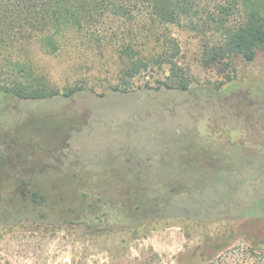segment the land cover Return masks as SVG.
<instances>
[{
    "label": "rangeland",
    "instance_id": "obj_1",
    "mask_svg": "<svg viewBox=\"0 0 264 264\" xmlns=\"http://www.w3.org/2000/svg\"><path fill=\"white\" fill-rule=\"evenodd\" d=\"M190 3L180 23L108 13L91 27L61 24L53 43L43 35L14 49L0 45V264H188L184 255L196 247L246 246L231 220L138 212L129 200L136 187L159 192L165 176L186 175L193 166H180L176 145L205 144L211 133L225 139L230 132L257 147L262 159L253 157L243 170L264 174V53L206 66V47L220 46L222 25L239 18L220 23L212 7L219 0ZM240 4L241 11H264V0ZM174 65L186 91L164 86L175 78ZM16 87L52 98L2 92ZM193 131L202 138L189 136ZM162 155L171 157L166 164L157 163ZM131 164L139 178L150 171L146 181L131 177L132 166L121 167ZM22 184L31 186L15 191ZM230 184L232 176L197 200L229 199ZM41 194L47 203L34 206ZM117 199L119 218L88 214ZM79 208L82 217L70 212Z\"/></svg>",
    "mask_w": 264,
    "mask_h": 264
},
{
    "label": "trees",
    "instance_id": "obj_2",
    "mask_svg": "<svg viewBox=\"0 0 264 264\" xmlns=\"http://www.w3.org/2000/svg\"><path fill=\"white\" fill-rule=\"evenodd\" d=\"M240 6V0H219L218 5L213 4L212 7L221 15L220 23H224L232 15H237L239 19L232 27L222 25L225 34L220 46L206 47L203 58L206 66H221L226 58L250 62L258 52L264 53V11L255 15L253 12L241 11ZM192 8L190 0H0V45L13 48L16 44L43 35H47V41L53 43L52 37L61 24L69 22L77 29L91 27L101 22L108 13L126 20H130L134 14L146 13L145 15L160 22L180 23L183 19L181 12L191 11ZM171 72L175 78L170 85H164L165 88L186 91L188 84L181 69L174 65ZM2 92L23 100L52 98L50 94L25 91L18 87L5 88ZM227 135L223 139L222 136L211 133L202 138L193 131L189 136L205 139V144L184 148L183 142L176 145L181 150H178L180 166L182 164L189 167L192 164L193 169L189 167L186 175L179 172L174 176H163V186L159 192L152 187L141 186L136 187L130 195V204L138 212L169 211L177 215L188 213L192 217L213 216L231 220L232 233L242 237L246 244L245 247L222 252L216 245L196 247L184 255V262L188 264H264V174H252L255 172L243 170L244 167L252 166L249 161L253 157L262 159V155L257 147L249 148L231 139L230 132ZM247 151L252 154L240 156ZM235 152L237 155L233 156ZM169 158L171 157L162 155L157 163L168 162ZM124 166L126 165L121 166L124 170L132 166L131 177L135 180L144 182L150 173L149 171L139 178L134 164L128 168ZM228 176H232L233 182L228 186L229 199L222 197L211 204H203L201 199L197 200L208 194L209 189L225 185ZM140 196H143V205L137 200ZM186 197L188 199L184 201ZM192 199H195L193 203L190 201ZM34 200L39 201L37 197Z\"/></svg>",
    "mask_w": 264,
    "mask_h": 264
},
{
    "label": "flooded vegetation",
    "instance_id": "obj_3",
    "mask_svg": "<svg viewBox=\"0 0 264 264\" xmlns=\"http://www.w3.org/2000/svg\"><path fill=\"white\" fill-rule=\"evenodd\" d=\"M29 186H31L30 184H22V185H20V186H17V188H15V191H17L20 187H24V188H26V187H29ZM51 189H52V187H51ZM50 189V190H51ZM59 197H60V199H63V197H62V195L61 194H57ZM37 198H38V200L39 201H35V200H32L31 202H32V204L34 205V206H38V205H41L42 204V202H46V200H45V198H46V196H45V198H44V195H38L37 196ZM50 201V200H49ZM48 201V203H49V206H50V204H51V202H49ZM47 203V202H46ZM101 205V204H100ZM93 206V205H92ZM90 206V208H91V211H89L88 212V214H91L90 215V217L92 218V217H94V215L96 214V216L97 217H99L102 221H104L105 219H106V221H108V222H110V220H111V216L112 215H115V217L116 218H119L120 217V213H119V209H118V206L116 207L115 206V204H112V203H106V204H104V203H102V205H101V208H102V211H98V208H97V205H95V206ZM51 207V206H50ZM61 213H63V210H59ZM70 212L73 214H75L76 213V215H78V216H81V214H79L78 212H80L81 213V210H80V208H79V210L77 211L76 210V212H74V211H71L70 210ZM73 214V215H74ZM107 214V215H106ZM71 214H69V216H70ZM108 216V217H107ZM82 217V216H81ZM93 219H95V218H93ZM110 219V220H109Z\"/></svg>",
    "mask_w": 264,
    "mask_h": 264
}]
</instances>
